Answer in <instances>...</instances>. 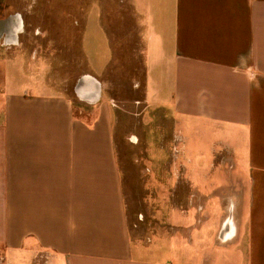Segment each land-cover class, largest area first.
Instances as JSON below:
<instances>
[{
	"label": "crops",
	"instance_id": "obj_1",
	"mask_svg": "<svg viewBox=\"0 0 264 264\" xmlns=\"http://www.w3.org/2000/svg\"><path fill=\"white\" fill-rule=\"evenodd\" d=\"M106 2L97 0L109 57L100 76L83 73L99 84L95 103L75 92L84 75L72 95L69 81L56 79L49 87L38 83L35 89L44 91L33 93L34 85L21 79L22 61L12 63L9 77L11 67L0 59V258L4 264L43 257L53 264L200 261L198 251L168 256L133 237L117 145L119 106L104 90L110 84L104 71L125 66L134 70L131 83L143 84L146 109L191 122L195 133L226 136V144L211 143L214 162L238 160V172L225 176L200 172L198 159L186 160L190 172L181 164L179 180L192 199L188 214L210 220L213 196L221 212L216 226L198 219L182 228L200 240L207 224L211 240L227 251L224 264H264V0H111L110 14ZM10 18L0 46L22 52L23 38L40 34L26 29L23 13L0 23ZM205 251L207 264L213 257Z\"/></svg>",
	"mask_w": 264,
	"mask_h": 264
},
{
	"label": "rangeland",
	"instance_id": "obj_2",
	"mask_svg": "<svg viewBox=\"0 0 264 264\" xmlns=\"http://www.w3.org/2000/svg\"><path fill=\"white\" fill-rule=\"evenodd\" d=\"M33 1L0 0V20L18 12L23 13L26 29L36 30L40 34L34 38H23L26 49L22 52L6 53L5 48L0 46V59L7 63L8 68L11 67L9 77V72L15 71L12 63L22 61L21 79L23 83H31L28 86L34 85L31 92L42 93L43 87L35 89L39 86L37 84L48 86L56 79L61 82L68 80L67 92L72 95L78 78L85 72L95 76L101 74L98 69H102V64L109 57L108 48L106 44L103 45L102 22L100 24L99 21L101 6L97 0H87V3L84 0H35V4ZM106 3L105 10L110 14L111 0ZM85 16L89 19L87 26ZM81 34H87L89 40L83 43ZM47 66H53V69L47 70ZM133 71L125 66L114 69L110 66L104 71V82L110 83L104 90L115 97L119 106L117 145L133 237L142 238L141 246L147 245L150 240L151 248L163 250L168 256H176L186 250L194 253L198 251L200 261H196L197 264H206L201 257L206 249L205 252L213 257L207 264H224L227 251L218 241L216 243L214 236L211 240L213 232L207 229L210 224L216 226L221 219L217 197H212L215 201L210 220H205V213L188 214L192 206L191 192L187 182L179 180V176L183 173L182 163L190 172L191 165L186 164L187 159H198L201 163L198 166L200 172L222 176L238 172V160L237 165L233 164V159L232 164L230 161L221 165L214 162L211 143L223 139L226 144V136L195 133L191 129V122L177 124L168 109L165 110L167 112L157 110L156 107L146 109L143 84L135 87L129 78L133 76ZM135 71L136 74L140 71L142 73V69ZM137 76L138 81H142L140 74ZM74 98L76 105L83 104ZM219 149L222 150V147ZM198 219L208 224L200 229V240L195 235L191 238L192 231L181 226L183 223H196ZM198 231L195 230V233ZM203 240H208V244H203ZM177 260L179 263L185 261ZM0 264H4L1 258ZM24 264L29 263L25 261ZM33 264H53V261L43 257Z\"/></svg>",
	"mask_w": 264,
	"mask_h": 264
},
{
	"label": "bare ground",
	"instance_id": "obj_3",
	"mask_svg": "<svg viewBox=\"0 0 264 264\" xmlns=\"http://www.w3.org/2000/svg\"><path fill=\"white\" fill-rule=\"evenodd\" d=\"M11 20L13 19H9V21H2L0 23V27H4L6 24H8ZM20 30V29H19ZM13 38H16V34L15 32H13ZM86 85L91 86V91L92 93H89V90L86 89ZM98 82L93 79L90 75H85L80 83L81 89L79 90L80 95L83 99L92 102L93 99H95L98 96V92H97V86H98ZM88 93V94H87ZM233 204V203H232ZM229 218V217H228ZM233 220V219H232ZM229 224V223H228Z\"/></svg>",
	"mask_w": 264,
	"mask_h": 264
},
{
	"label": "water",
	"instance_id": "obj_4",
	"mask_svg": "<svg viewBox=\"0 0 264 264\" xmlns=\"http://www.w3.org/2000/svg\"><path fill=\"white\" fill-rule=\"evenodd\" d=\"M81 80H82V79L79 80V82L77 83L76 88H75V92H76L77 96L79 97L80 100H82V101H84V102H87V103H89V104H93V103H95V102L98 100L99 96H100L99 87L97 86L98 96H97L95 99H93L92 102H89V101L83 99V98L81 97V95H80L79 90L81 89V86H80Z\"/></svg>",
	"mask_w": 264,
	"mask_h": 264
},
{
	"label": "flooded vegetation",
	"instance_id": "obj_5",
	"mask_svg": "<svg viewBox=\"0 0 264 264\" xmlns=\"http://www.w3.org/2000/svg\"><path fill=\"white\" fill-rule=\"evenodd\" d=\"M8 24H10V22ZM8 24H6L4 27H0V29L1 28H7ZM8 31H9V33H11V36L13 37V35H14L13 32H11L10 30H8Z\"/></svg>",
	"mask_w": 264,
	"mask_h": 264
}]
</instances>
